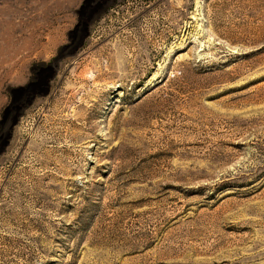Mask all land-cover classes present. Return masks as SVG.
I'll return each mask as SVG.
<instances>
[{
    "label": "rangeland",
    "instance_id": "1",
    "mask_svg": "<svg viewBox=\"0 0 264 264\" xmlns=\"http://www.w3.org/2000/svg\"><path fill=\"white\" fill-rule=\"evenodd\" d=\"M83 2L0 0V264H264V0Z\"/></svg>",
    "mask_w": 264,
    "mask_h": 264
},
{
    "label": "water",
    "instance_id": "2",
    "mask_svg": "<svg viewBox=\"0 0 264 264\" xmlns=\"http://www.w3.org/2000/svg\"><path fill=\"white\" fill-rule=\"evenodd\" d=\"M91 2H95V5L92 6V8L90 9L89 13L87 14L86 19H83L82 17L86 13L85 9L87 8V6H90L91 5ZM100 5L101 4L98 3V0H84V2L82 3V5L80 6V8H79V10H78L77 13L79 14V18H78L79 23H80V25H82V34L79 37L78 44L75 46L74 51L77 50L83 44L85 38L88 36V34H89V24L91 22V19H90L91 18V14L94 11H96L97 8ZM72 54H73V52H72ZM57 59H59V58H57ZM50 78H51V76H50ZM48 89L49 88H46L44 90V92H42V93H39L38 92L37 95L33 94L31 96V98L27 101V103H26V105L24 107H26L27 105H30L31 102L35 99L36 96H45V95H47ZM21 90H23V87L14 88L10 92H11L12 95H14L15 93H17V92H19ZM16 120H17V117L14 120V122L12 123V126L15 124ZM7 138H10V135H8ZM7 144H8V139H6L5 142L3 143V145H2V147L0 149V153L3 151V149L5 148V146Z\"/></svg>",
    "mask_w": 264,
    "mask_h": 264
},
{
    "label": "flooded vegetation",
    "instance_id": "3",
    "mask_svg": "<svg viewBox=\"0 0 264 264\" xmlns=\"http://www.w3.org/2000/svg\"><path fill=\"white\" fill-rule=\"evenodd\" d=\"M49 87V85H48V81H46V85H45V88H44V90L46 89V88H48ZM25 88H23V90H24ZM23 90H21V91H23ZM20 91V92H21ZM33 94H31L27 99H26V103H27V101L31 98V96H32ZM14 100H16V96H15V94L14 95H12V101H14ZM11 106H12V104H11ZM21 106L22 105H19V104H16V105H14V107L18 110V109H20L21 108ZM9 109L10 108H7L6 109V114L3 116V119L1 120V124H3L4 123V121H5V119H6V117H7V113H8V111H9ZM20 116V114H18V111H16V113L12 116V119H11V122H10V124L8 125V129H6L4 132H0V138H2V143H1V145H0V147H2V145H3V143L5 142V140L6 139H9V138H7V136L8 135H10V131H11V129L13 128V126L17 123V120H18V117ZM16 117H17V120H16V122H15V124L12 126V123L14 122V120L16 119ZM1 149V148H0Z\"/></svg>",
    "mask_w": 264,
    "mask_h": 264
}]
</instances>
